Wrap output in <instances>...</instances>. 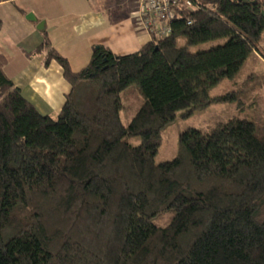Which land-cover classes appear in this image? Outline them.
<instances>
[{"label":"trees","instance_id":"1","mask_svg":"<svg viewBox=\"0 0 264 264\" xmlns=\"http://www.w3.org/2000/svg\"><path fill=\"white\" fill-rule=\"evenodd\" d=\"M194 1L179 5L170 35L126 54L96 45L79 70L43 31L27 55L58 61L72 85L56 115L22 94L0 50V264H264V116L190 128L174 159H155L178 111L238 96L209 90L238 73L264 30V0Z\"/></svg>","mask_w":264,"mask_h":264},{"label":"crops","instance_id":"2","mask_svg":"<svg viewBox=\"0 0 264 264\" xmlns=\"http://www.w3.org/2000/svg\"><path fill=\"white\" fill-rule=\"evenodd\" d=\"M108 5H114V16ZM136 7L137 0L98 4L94 0L0 1V50L8 60L5 70L40 113L56 115L72 85L58 61L46 64L45 54L27 55L42 43L43 31L48 32L52 45L69 60L71 68L79 70L89 63L96 45L126 54L151 39L133 17ZM28 13L37 21L27 20ZM40 22L44 23L42 29L37 27Z\"/></svg>","mask_w":264,"mask_h":264},{"label":"rangeland","instance_id":"3","mask_svg":"<svg viewBox=\"0 0 264 264\" xmlns=\"http://www.w3.org/2000/svg\"><path fill=\"white\" fill-rule=\"evenodd\" d=\"M94 1L98 4V2L106 0ZM110 7V13L114 16V5ZM226 41L227 38H220L190 45L188 48L191 52H197L224 44ZM185 44L186 39L180 37L178 45ZM232 92H238L236 93L238 96L231 100L213 101L206 107L194 109L188 115H183L184 111H178L175 119L160 132V146L155 157L156 161L163 162L174 159L179 148L181 134L190 128H196L202 132H211L221 123L235 116L249 120L264 116V30L257 49L249 54L238 73L233 78L221 79L210 88L209 96H230ZM140 98V95L136 92L123 96V108L120 115L124 124H128L140 102ZM127 140L138 145L141 143V136H128ZM167 220L168 213H164L158 219L156 218L154 222L161 224Z\"/></svg>","mask_w":264,"mask_h":264},{"label":"built area","instance_id":"4","mask_svg":"<svg viewBox=\"0 0 264 264\" xmlns=\"http://www.w3.org/2000/svg\"><path fill=\"white\" fill-rule=\"evenodd\" d=\"M193 6L194 0H137L132 12L134 19L150 37H165L172 33V23L177 17L180 4ZM190 22V21H189Z\"/></svg>","mask_w":264,"mask_h":264},{"label":"water","instance_id":"5","mask_svg":"<svg viewBox=\"0 0 264 264\" xmlns=\"http://www.w3.org/2000/svg\"><path fill=\"white\" fill-rule=\"evenodd\" d=\"M263 14H264V11H263ZM26 19L29 20V21H33V22L37 21V19H36V17L34 16L33 13H28V14L26 15ZM43 25H44V23H43V22H40V23L38 24V26H37L38 29H42Z\"/></svg>","mask_w":264,"mask_h":264}]
</instances>
